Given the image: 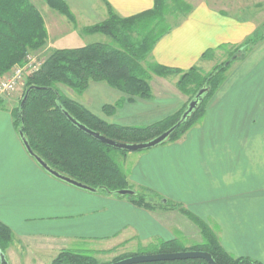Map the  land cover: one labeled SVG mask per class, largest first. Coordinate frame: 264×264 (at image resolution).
<instances>
[{
    "label": "crops",
    "instance_id": "crops-1",
    "mask_svg": "<svg viewBox=\"0 0 264 264\" xmlns=\"http://www.w3.org/2000/svg\"><path fill=\"white\" fill-rule=\"evenodd\" d=\"M63 1L74 17L72 23L35 4L53 49L89 45H77L78 31L103 23L107 6L123 19L154 8V0ZM178 1L183 7L174 11L178 22L157 41L148 57L165 68L179 72L200 68L206 51L232 53L264 26L256 17L234 18L210 0ZM251 1L257 8L264 6V0ZM173 5L167 1V12ZM39 6L44 8V4ZM178 77L150 76V99H130L103 83H90L79 97L64 93L106 123L146 127L186 108L189 98L176 88ZM107 106L112 108L109 115L103 113ZM15 107V103L0 102V222L13 235L64 236L72 241L87 236L95 240L121 236L165 242L177 240L173 231L188 240L198 233L185 214L162 210L138 193L155 209L114 200L108 194L98 195L115 208L109 221L92 225V196L59 184L27 155L14 124ZM136 155L128 183L177 205L207 225L230 256L264 264V41L230 66L223 84L208 99L203 117L180 139ZM64 227L69 232L57 231Z\"/></svg>",
    "mask_w": 264,
    "mask_h": 264
},
{
    "label": "trees",
    "instance_id": "trees-1",
    "mask_svg": "<svg viewBox=\"0 0 264 264\" xmlns=\"http://www.w3.org/2000/svg\"><path fill=\"white\" fill-rule=\"evenodd\" d=\"M41 1L50 10L73 22L74 17L63 0ZM167 1L181 4L178 0H154V8L151 11L127 19L120 18L107 6L106 20L84 30V33L104 35L112 41L111 44L97 42L74 49H54L43 60L40 69L27 79L22 98L27 88L36 89L29 92L23 106H20V100L18 106L13 109L14 124L17 125L18 131H22L32 151L52 169L94 189L105 191L102 189L105 188L113 195L116 191L126 190L127 177L115 163L112 155L116 152L125 155L127 152L114 150L87 136L72 125L62 111L68 113L79 124L108 139L119 143L137 144L147 142L170 129L186 109L146 127H123L106 123L78 101L62 94L58 88H66L74 94L81 95L90 83H103L130 99H150V76L165 78L169 75L179 76L176 88L188 96L189 101L201 88H209V93L202 97L197 109L166 141L175 142L203 117L208 99L223 84L232 62L228 66L225 64L233 56H237L240 50L241 54H244L245 50L248 51L264 41L262 26L241 46L233 50L227 61L215 66L205 76L200 74L196 67L179 72L150 62L148 57L153 46L169 30L160 28V24L165 21ZM144 27L145 32L140 33ZM133 34L137 36L136 40ZM46 38L43 19L31 0H0V78L13 66L21 64L29 52L41 49L46 43ZM215 51H206L201 59L211 58ZM111 112L112 108L108 106L103 108L105 115ZM129 201L146 210L155 209L146 203L142 196L137 195ZM166 204L167 202L158 207L167 210ZM171 208L185 214L198 227L203 242L187 249L177 240L162 241L153 245L149 255L200 251L208 253L216 264H261L249 258L230 256L221 248L207 225L177 205H172ZM12 241V231L0 222V255L5 254ZM138 255L119 257L111 263ZM50 264H97V262L92 256L62 251ZM154 264L208 263L195 259Z\"/></svg>",
    "mask_w": 264,
    "mask_h": 264
},
{
    "label": "rangeland",
    "instance_id": "rangeland-1",
    "mask_svg": "<svg viewBox=\"0 0 264 264\" xmlns=\"http://www.w3.org/2000/svg\"><path fill=\"white\" fill-rule=\"evenodd\" d=\"M31 1L34 4L37 3L36 5L37 7H40V9H45L47 7L46 4L41 0H31ZM210 3L213 6L222 8L225 11H227L229 14L234 15L233 16L234 18H237V19H251L252 18L253 19V17H256L255 20L258 21V23L261 24L262 22H264V6L259 5V7L257 8L256 6H254V4L256 3L255 1H251V0L249 1H246V0L244 1L242 0H210ZM39 4H44V8L43 7L41 8ZM182 9H183L182 4H174L172 7H170V12H167L168 14L165 17V21L164 23L163 22L161 23L162 25L160 24V28L170 29L174 25H176V23L179 20V17H177L178 14H176L174 11L175 10L178 11ZM173 13H175V15H173ZM67 21L69 23H72L69 20ZM74 26H77V25L74 24ZM84 30L85 29H83L82 31L80 30L78 31L80 34V37H78L77 42H79L80 44H77V45L92 44L94 42H100V43H105V44L112 43V41L108 37H105L104 35L102 36L101 35H97V36L82 35L84 33ZM144 32H145V27H144V30L140 31V33H144ZM46 35H47V31H46ZM133 38L136 40L137 36L133 34ZM47 39L48 38H46V43L41 49L37 51L29 52L28 54L36 55L42 60L46 59L48 54L52 50H54L53 48L49 47L47 43ZM253 48H250V50ZM248 51L245 50V53L247 54ZM245 53L241 54V52H238L237 60L240 59L242 56H244ZM230 55L231 53H226L223 51L214 52L211 58L202 60L203 64H201L200 68H197V70L198 72H200V74H203L205 76L208 73H210L215 66L220 65L221 63L227 61ZM234 62L236 61H232V64H234ZM13 67L9 70V72L5 73L2 77L5 78L6 76H9ZM25 85H26V82L24 83L22 87H19L17 91L11 97L5 98V100L3 101V104L10 102L12 104L15 103V106H18L22 98ZM58 89L62 94H65L62 90L72 93L70 90L66 88H58ZM79 96L81 95H78L75 93V97H79ZM136 154H140V152H131V153L128 152L125 155L116 152V153H113L112 155L113 160L118 165V167L123 171L126 177L129 176V172L135 163L136 156H137ZM58 182L59 184L61 183L63 185L68 186L70 190H75V192H82L85 195L92 196L89 201V208H90L89 216L91 219V221L90 220L89 221L92 223V225H95L96 223H98V221H101V222L109 221V218L114 213L115 207L111 204H108L106 201L103 203L101 201L102 200L101 198L103 197H96L98 195L106 196L105 191H99L97 193H89V192H86L80 189H76L60 181ZM127 190L134 191L136 193V196H137V193L140 195L143 194L146 202H151L153 204L161 205V202L164 200V199L159 200L158 199L159 197L155 196V194L145 189L138 188L132 183H128ZM111 198H113L114 200H124L125 202H130L129 200L132 197L119 198L118 196L112 194ZM172 205L174 204H172L171 202H167L166 204L167 211H174V210H171ZM99 216H101L100 219H98ZM40 222L47 223L45 220H41ZM57 231L69 232L68 229H66L65 227L62 229L58 228ZM173 233L177 237V241L180 242V244L184 248H187V249L194 245L201 244L203 242L202 236L199 230H198V233L196 231V234L189 236V238L190 237L192 238L191 240H188V239H185L184 237L179 236L174 231ZM119 237L121 236H117V238L106 239V240L105 239L95 240L93 236H90V238L87 236V238L76 239L75 241H72L67 238H64V236H60V237L58 236V237L51 238V237H39V236L24 237V236L13 235V241L5 251L4 260L6 264H50L52 260L60 252L70 251L75 254L92 256L96 260L97 264H108V263L113 262L115 259H118L119 257L136 255V254L149 255V253H151L153 245H156L162 242L161 240H158V239L154 241H143V240H140L141 238L130 240L126 238L121 239Z\"/></svg>",
    "mask_w": 264,
    "mask_h": 264
},
{
    "label": "water",
    "instance_id": "water-1",
    "mask_svg": "<svg viewBox=\"0 0 264 264\" xmlns=\"http://www.w3.org/2000/svg\"><path fill=\"white\" fill-rule=\"evenodd\" d=\"M241 52V50L239 51ZM237 56H233L226 64L225 66H228L232 61H236ZM36 88L30 87L25 90V94L23 98L21 99L20 106H23L24 103L27 100L28 94L31 90H34ZM209 93V88H201L197 94L194 96L192 100H190L186 106L185 111L179 118L178 122L172 126L167 131L163 132L159 136L144 142V143H137V144H126V143H119L114 140L108 139L105 136L100 135L97 132H93L86 128L85 126L79 124L76 120H74L68 113L65 111H62L64 116L67 118V120L77 127L78 130L86 134L87 136L93 138L95 141L108 146L114 150L117 151H123V152H143L150 149H153L155 147H158L168 140L169 136L178 128L181 124H183L191 115L192 113L197 109L199 103L202 101V97ZM18 135L20 138V141L27 153V155L32 158V160L36 163V165L43 170L46 174L51 176L52 178L65 183L69 186H72L76 189H80L89 193H97L101 190L94 189L86 184L80 183L66 175H63L59 173L58 171L52 169L41 157L36 155L32 149L30 148L26 138L24 137L22 131H18ZM105 190V193L108 195H112L110 192H108L105 188H102ZM114 195L118 196L119 198L124 197H135L136 193L131 190H119L114 193ZM162 203H165L163 201ZM200 259L208 264H216L212 257L206 253V252H200V251H185V252H176V253H169V254H151V255H138L133 256L130 258L123 259L121 261H117L111 264H154L158 262H173V261H184V260H195ZM1 264H6L4 260V255H0Z\"/></svg>",
    "mask_w": 264,
    "mask_h": 264
},
{
    "label": "built area",
    "instance_id": "built-area-1",
    "mask_svg": "<svg viewBox=\"0 0 264 264\" xmlns=\"http://www.w3.org/2000/svg\"><path fill=\"white\" fill-rule=\"evenodd\" d=\"M43 60L36 55L27 54L21 64L13 67L9 76L0 79V102L11 97L27 79L34 75L41 67Z\"/></svg>",
    "mask_w": 264,
    "mask_h": 264
}]
</instances>
